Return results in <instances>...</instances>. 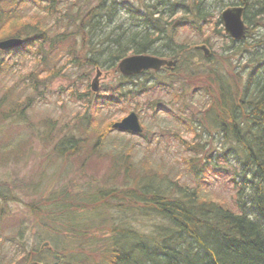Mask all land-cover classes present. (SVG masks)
<instances>
[{"label": "trees", "instance_id": "16d2710c", "mask_svg": "<svg viewBox=\"0 0 264 264\" xmlns=\"http://www.w3.org/2000/svg\"><path fill=\"white\" fill-rule=\"evenodd\" d=\"M231 6L244 7L249 32L262 30L238 42L229 39L222 49L220 56L236 70L182 36L183 30L202 36L207 27L218 34L222 22L214 12ZM8 39L22 44L0 50V78L19 74L7 54L35 61L24 91L44 94L51 80L64 76L66 68L56 67V60L83 73H117L100 91L86 85L76 94L86 104L82 132L76 136V126L70 135L64 130L68 136L53 148L63 162L78 151L88 160L101 157L110 176L86 182L81 194L67 187L44 191L43 182L35 187L41 201L26 207L40 217L39 236L51 247L20 249L16 254L25 255L9 264H55L57 257L62 264H264V0H0V42ZM136 54L178 61L160 71L118 72V62ZM235 58L240 65L232 63ZM31 101L14 100V108L5 109L6 95L0 99V149L10 152L20 144L4 140L19 131L5 127L23 117ZM114 109L135 112L139 121L150 112L173 124L161 134L148 128L150 135H143L150 144L165 134L182 144V171L167 174L146 159L137 165L126 145L108 148L118 130L107 123L109 116H100ZM53 137L51 129L42 136L46 144ZM55 168L61 172L51 178L67 175ZM105 187L115 193L109 197ZM223 188L228 195L220 193ZM10 193L0 186V223L10 214L4 207ZM19 227L13 237L21 244L25 226Z\"/></svg>", "mask_w": 264, "mask_h": 264}, {"label": "rangeland", "instance_id": "374dc122", "mask_svg": "<svg viewBox=\"0 0 264 264\" xmlns=\"http://www.w3.org/2000/svg\"><path fill=\"white\" fill-rule=\"evenodd\" d=\"M226 1L229 2V0ZM225 8H220L219 11L216 10L213 19L221 20L220 16ZM216 29L219 31L218 34L216 32L213 33L212 28L207 27L202 36L195 32L183 30L182 36L195 41L199 44L197 45L198 47L205 46L209 50L206 56L212 55L220 65L236 70V67L228 65V61L230 62L229 59L226 61V57L223 56V58L220 55L223 54L222 49L230 42L229 39L237 42L242 39L235 40L226 34L223 23L221 26L215 27V30ZM260 32H262V30L259 28L250 32L247 28L246 36L248 35L249 37L251 33L261 35ZM182 36L180 38H182ZM206 39L208 43L203 42V40ZM5 57L9 58L11 63H14V69L18 70L19 74H8L0 78V99L6 95V101L9 104L6 106L4 105V108H14L13 105L10 106L14 100L18 101L19 105H21V103L25 104L29 97L32 99L28 109L27 107L24 109V116H21L22 118L15 117L17 120L13 121L10 126H7L9 125L8 123L1 124L2 127L7 126L5 128L11 127L13 130H19L16 135L12 134L11 136V134H7L3 136L4 140L11 142L10 144H14L15 146L20 143L17 148L10 152L0 149V186H4L7 190H10V197H12V200L8 202V206L4 205L6 208L5 211H10V214L9 216H6L7 213L3 214V216L6 217H3L0 223V260L5 261V264H9L13 256V259L16 260L21 258L22 255L20 253L23 254V252H21L22 249L26 251V248L31 247H41L42 249L44 247H51L50 242L45 239L47 238L46 236H39V232H42L40 227H43L41 226L42 222L40 221V217L38 215L35 216L30 208L26 207V203L30 201L36 203H38L39 200L41 201L40 196L34 194L35 187H38L41 185V182H43L45 186L44 191L49 189H52V191L54 189L56 191V189H66L65 187H67L66 190L68 192L72 194H81L83 192V185L86 182L94 181L96 183H101V181L104 182L105 176H110L108 172L109 162L102 160L103 158L99 159L101 157H92L88 160L83 155L84 152L82 154L81 151H78L76 153H71L63 162L60 157H57L53 148L57 140L73 132L74 126H76V129L80 132L79 128L81 126H79V120L82 119L84 115L86 104L79 101L76 94L85 92L84 88L86 85H92L97 71H100V75L97 79L98 91L102 89L104 83L115 80L117 78V73L102 71L99 68V70L95 69L91 71V74L87 71L83 73V69L64 64L63 60H56V67L64 66V68H66L63 70L64 76L51 80L49 82L50 87L47 85V90L44 94H41L30 90H23L26 84L33 81L26 73L34 68L35 61L24 54H7ZM231 61L236 66L237 64L240 65V61L237 58L234 60L231 59ZM39 67L41 66L39 65ZM37 83L39 84L41 82ZM39 87L43 88L42 84H40ZM10 88L11 91H8ZM161 91L163 93L166 90L163 89ZM196 95L201 97L199 93ZM183 100L184 99L181 100V104ZM195 103L196 101L194 105ZM14 104H16V106L18 105L17 102ZM111 114L112 115H110L107 110V113L100 117L106 118L109 116L111 120L107 121V123L112 122L113 128V125L126 117L129 111L119 112L117 109H114L111 111ZM49 120H51V125L47 128L44 122L49 123ZM141 122L144 127L142 134L114 131L110 135V138L114 141L110 140L109 143L113 146L107 145V147L113 149L115 145L117 147H123L124 145L129 146L133 150L131 153L132 156L130 157L137 165L140 164L143 159H146L151 165L165 171L167 174L175 175V173L181 172V161L182 158L186 156V148L182 144L178 141H174V139L168 138L166 134L161 139L155 140L154 143L150 144L143 135L147 132L148 128L152 129L155 134H161V130L166 132L173 124H170V122L168 124L165 119L161 121L159 116H153L150 112H144V118ZM47 129L52 130L54 137L50 141H47L48 143L46 144L42 136H46ZM64 130L70 131L69 134L68 132L63 133ZM81 132H75V135L78 136ZM147 135L149 136L150 133L147 132ZM184 138L189 140L190 136L184 133ZM73 151L74 150H72V152ZM58 166L61 170L66 171L67 175L62 178L64 173H62V175L58 174L61 179L57 180L51 177H53L56 172H61L56 170L55 167ZM49 177L51 178L50 180ZM69 181L71 183H69ZM108 183L110 184V181L106 184ZM105 189L110 193L109 197L112 196L111 193H115L112 187H105ZM25 192H27L26 196L24 195ZM227 192L225 188L220 190L222 195H228ZM17 193L20 194V196H18L19 200L14 198ZM42 197L44 198L45 194ZM43 215L44 214L41 213V216ZM20 223L25 226L24 233L22 234L23 236L21 237V244L13 237V234H15L14 231L20 228ZM22 243H24L23 246ZM20 249V253L16 254ZM58 258L59 257L55 259V264H62V262L59 263L60 259ZM28 263L34 264V261L32 260Z\"/></svg>", "mask_w": 264, "mask_h": 264}, {"label": "water", "instance_id": "95a60500", "mask_svg": "<svg viewBox=\"0 0 264 264\" xmlns=\"http://www.w3.org/2000/svg\"><path fill=\"white\" fill-rule=\"evenodd\" d=\"M244 10L242 6H231L225 8L220 16L226 34L235 40L243 39L246 34L247 26L243 19ZM21 44L22 40L20 39H8L0 42V50L16 48ZM197 48L203 50L205 54L209 53V50L205 46H199ZM177 61V59L171 60L149 54H136L121 59L117 64V69L122 75L131 76L139 74L142 71H160L165 67H173ZM99 75L100 71L97 72L91 85L93 91H98L97 79ZM113 128L121 132H131L133 134H140L143 131L139 117L135 112L129 113L121 121L116 122Z\"/></svg>", "mask_w": 264, "mask_h": 264}]
</instances>
